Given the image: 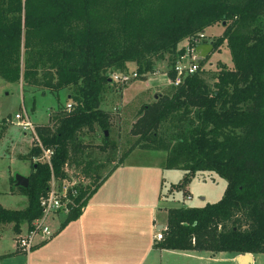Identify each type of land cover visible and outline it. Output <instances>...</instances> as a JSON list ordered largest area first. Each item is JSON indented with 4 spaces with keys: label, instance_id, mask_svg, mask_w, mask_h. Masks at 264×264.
<instances>
[{
    "label": "trees",
    "instance_id": "1",
    "mask_svg": "<svg viewBox=\"0 0 264 264\" xmlns=\"http://www.w3.org/2000/svg\"><path fill=\"white\" fill-rule=\"evenodd\" d=\"M154 1L0 0V78H23V87L39 84L43 93L68 90L72 108L60 106L47 124L35 128L42 146L53 149L54 175L63 178L66 165L86 156L84 130L99 126V150L109 144L104 132L110 129V114L100 107L102 91L110 83L108 70L125 71L133 63L138 75L145 76L165 53L174 64L177 46L187 37L222 23L213 48L226 40L233 66L221 67L212 76L213 84L199 68L169 94H157L142 105L129 132L137 137L135 146L166 152L164 168L184 170L171 185L175 189L185 188L199 172L226 180L215 202L169 208L156 247L264 253V0H174V19L164 27L157 24ZM46 33L47 44L42 37ZM35 37L36 44L31 42ZM39 64L45 73L42 83L36 77ZM169 75L174 76L173 69ZM6 126L4 117L0 135ZM40 154L41 148L33 145L27 157ZM94 162H83V174L94 177L96 184L81 186L77 206L65 222L80 215L103 178L98 175L101 164L92 171ZM27 177L26 187L17 186L27 197L26 207L0 205V225L13 223L15 233L22 223L31 228L42 214L40 197L48 189L51 169L34 161Z\"/></svg>",
    "mask_w": 264,
    "mask_h": 264
},
{
    "label": "rangeland",
    "instance_id": "2",
    "mask_svg": "<svg viewBox=\"0 0 264 264\" xmlns=\"http://www.w3.org/2000/svg\"><path fill=\"white\" fill-rule=\"evenodd\" d=\"M154 2L155 8L153 10H156L157 24L164 27L174 19V13H176L173 7L174 0H156ZM223 30L224 25L220 22L208 26L204 29V37L195 46L194 55L203 58L199 60L198 65L199 68H204V77L209 84H213L212 76L221 67L230 68L233 66L232 55L226 40L222 41L219 48H213V43ZM42 37L46 44L49 43L48 38L50 37L47 33ZM36 41H39L36 37L31 40L35 44ZM185 44L186 40L178 44L175 63L185 54ZM174 64H171V55L165 53L161 60L156 61L153 72L142 77L138 76L126 84L110 81L105 86L101 95L100 107L110 114L111 126L107 131L109 144L105 151L99 150L98 145L102 143L103 137L102 129L99 126H95L92 131L84 130L82 136H85V139L82 142L84 141L86 145L83 152L86 156L85 158L82 156L83 161H80L82 158L80 157L76 162L73 161L68 164V175L82 180V186L86 185L91 188L97 180L83 174V162L94 160L95 162L91 163L92 171L93 167L101 164V168L98 170L99 176L107 172L113 163L123 161L162 164L166 152L135 146L137 137L132 136L129 130L139 116L142 105L152 102L155 99V93L169 94L173 90L174 85L170 83L169 71ZM41 66L42 64H39V68L36 70L39 83L43 82V76H45ZM127 70L136 71V65L127 64ZM114 72L117 70H108L107 74L110 77ZM25 84L23 78L18 82H7L0 78V120L4 117L7 118V126L0 135V203L8 209L24 208L27 205V197L21 192L11 193L10 187L11 184L13 185L12 180L16 174L28 176L31 172V165L24 156L34 144L32 134L27 132L29 134L24 135V130L16 122L14 114L26 111L32 122L43 124L48 121L50 111H56L60 106L64 107L69 100L67 89L42 93V85H27L28 87L25 88L23 87ZM30 144L32 145L30 146ZM110 144H113V147ZM166 171V176H169L167 178L171 179V182H178L184 172L179 168ZM169 184L170 182L166 185L165 191L169 189ZM225 186L226 180L218 177L215 173L199 172L190 179L185 188L173 190V198L170 199L173 201L171 205L192 207L215 202L222 197ZM189 194L191 198L188 197ZM63 214L67 216L68 213ZM55 221L56 219L51 220V217H48L46 224L49 228H53ZM11 235V229L5 224L2 229L3 241L1 243L3 246L16 247L15 240L12 239ZM253 257L254 261L251 264H264V253L254 254ZM177 258L182 259L181 257ZM196 261L200 264H236L233 254L230 252L216 254L213 259L202 258L201 261L197 259Z\"/></svg>",
    "mask_w": 264,
    "mask_h": 264
},
{
    "label": "crops",
    "instance_id": "3",
    "mask_svg": "<svg viewBox=\"0 0 264 264\" xmlns=\"http://www.w3.org/2000/svg\"><path fill=\"white\" fill-rule=\"evenodd\" d=\"M52 111L46 123L33 121L35 126L47 124ZM27 132L24 131V135L29 134ZM26 155L24 158L30 165L36 161V157L28 159ZM166 170L170 169L161 163H113L108 172L101 175V182L80 215L68 222L63 213L51 217V220L56 219L55 226L50 227L52 234L35 236L28 252L21 251L17 244L15 248H8L1 243L5 224L11 229L15 243L19 234L26 233L28 225L22 223L20 232L15 233L13 223L1 224L0 264H200L196 259H213L221 252L155 246L159 241L154 237L157 230L166 228L167 210L176 207L171 205L170 199L175 189L171 185L177 182L168 179ZM169 182V189L165 191ZM16 188L15 183L11 184V193H20ZM188 196L191 198L190 194ZM232 254L236 262L238 254ZM250 255L253 262L254 254Z\"/></svg>",
    "mask_w": 264,
    "mask_h": 264
},
{
    "label": "built area",
    "instance_id": "4",
    "mask_svg": "<svg viewBox=\"0 0 264 264\" xmlns=\"http://www.w3.org/2000/svg\"><path fill=\"white\" fill-rule=\"evenodd\" d=\"M204 37V31H200L195 35L187 37L185 54L181 56V59L176 61L172 69L174 71V76L170 79V83L177 86L182 83L183 79L195 73L199 69V58L194 55L195 46ZM187 59V61H185ZM185 61V62H184ZM139 75L136 71H117L110 75V81L120 84H126L131 80L137 78ZM72 108V103L68 102L65 105L66 110ZM16 122L21 126L24 131H28L33 136V145H37L41 148V154L36 157V161L47 163L51 169V177L48 181V189L44 195L40 197V206L42 214L34 219L31 224V228L26 230L24 235H20L16 239V244L18 248L23 252H28L34 245L35 236H46L49 237L52 232L49 226L46 224L48 217H53L59 213H68L73 207L77 206L76 199L80 194V188L83 185L82 180H78L71 175H68L67 165L65 167L66 176L63 178H58L54 175L51 167V156L53 154L52 148H44L37 137L36 126L29 119L26 111L16 112L14 114ZM189 197V196H188ZM163 229L157 230L154 235L156 240H161L163 238Z\"/></svg>",
    "mask_w": 264,
    "mask_h": 264
},
{
    "label": "water",
    "instance_id": "5",
    "mask_svg": "<svg viewBox=\"0 0 264 264\" xmlns=\"http://www.w3.org/2000/svg\"><path fill=\"white\" fill-rule=\"evenodd\" d=\"M104 134L107 136L108 132L105 130ZM13 179L15 180L16 186L26 187L28 184V177L27 176L16 174L15 178H13ZM250 254L251 253L238 254L236 256L237 264H251L252 263V257Z\"/></svg>",
    "mask_w": 264,
    "mask_h": 264
}]
</instances>
